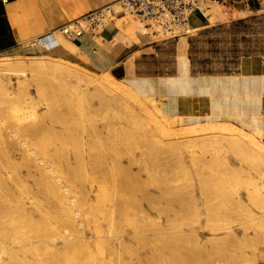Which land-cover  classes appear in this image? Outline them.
I'll list each match as a JSON object with an SVG mask.
<instances>
[{
  "label": "rangeland",
  "instance_id": "374dc122",
  "mask_svg": "<svg viewBox=\"0 0 264 264\" xmlns=\"http://www.w3.org/2000/svg\"><path fill=\"white\" fill-rule=\"evenodd\" d=\"M256 7L210 5L207 26L175 38L108 16L115 40L139 50L106 71L58 33L61 49L0 54L45 63L0 72V264H264V138L217 118L165 117L129 83L236 71L264 54ZM108 75L121 91L105 90Z\"/></svg>",
  "mask_w": 264,
  "mask_h": 264
},
{
  "label": "crops",
  "instance_id": "0c3cea01",
  "mask_svg": "<svg viewBox=\"0 0 264 264\" xmlns=\"http://www.w3.org/2000/svg\"><path fill=\"white\" fill-rule=\"evenodd\" d=\"M118 0H0V54L22 49L31 39L54 31L85 13ZM225 7L249 12L264 0H223ZM193 29L207 26L202 13L189 17ZM119 29L111 22L98 33H83L69 40L87 64L106 71L139 50L138 43L115 38ZM61 49L56 35L42 41ZM142 49V48H141ZM130 85L145 98L157 102L165 117L217 118L256 130L264 138V54L243 57L236 71L197 74L179 70L172 75L133 77Z\"/></svg>",
  "mask_w": 264,
  "mask_h": 264
},
{
  "label": "built area",
  "instance_id": "2783aa9c",
  "mask_svg": "<svg viewBox=\"0 0 264 264\" xmlns=\"http://www.w3.org/2000/svg\"><path fill=\"white\" fill-rule=\"evenodd\" d=\"M119 11L114 3L91 10L79 18L66 22L54 31L31 39L26 44L34 48H45L40 39L51 33H58L68 40H75L83 33H93L99 26H104L108 16L124 12L143 22L154 33L167 38L189 35L193 28L189 26V17L196 12L203 13L210 5H223V0H118Z\"/></svg>",
  "mask_w": 264,
  "mask_h": 264
},
{
  "label": "bare ground",
  "instance_id": "6f19581e",
  "mask_svg": "<svg viewBox=\"0 0 264 264\" xmlns=\"http://www.w3.org/2000/svg\"><path fill=\"white\" fill-rule=\"evenodd\" d=\"M113 6H115L116 8H117V6H118V3L117 2H115L114 4H113ZM225 13V12H224ZM210 16H209V18H211V16H213V13L212 14H209ZM116 18V17H115ZM124 19V18H123ZM126 19V18H125ZM117 20V19H116ZM119 21V20H118ZM122 22V21H121ZM132 22V21H131ZM135 22V21H134ZM120 24H123V23H120ZM119 24V25H120ZM138 25V24H137ZM123 26H127V31H128V33L129 32H133V28H134V26H136V25H134V23L132 24V23H130V24H127V25H123ZM125 27L123 28V29H125ZM138 28L139 29H141L142 30V33H144L145 31H144V29L145 28H143L142 26H138ZM122 29V30H123ZM119 30H120V28H119ZM140 30V31H141ZM135 31H136V29H135ZM139 32V31H138ZM137 32V33H138ZM137 33L135 34V35H137ZM56 33H51V34H49V35H46V36H44V37H42L41 39H40V43L45 47V49H52V48H54L55 46H57V44L56 45H53V46H50V47H47V46H45L43 43H42V41L43 40H45V39H47V38H52L53 37V35H55ZM141 34V33H140ZM121 35H126L125 33H122ZM133 35V34H132ZM120 38H122L121 36H120ZM61 39H62V37H61ZM123 39V38H122ZM126 41V40H125ZM58 42H59V44L62 46V44H61V42H63L62 40H61V42L59 41V37H58ZM126 43H129V41H126ZM63 44H65V42L63 43ZM14 63H16V62H14ZM18 66H19V68H18ZM32 67V66H35V67H37L38 69H42V68H44L45 67V63L43 62V61H31V62H28V63H26V64H22V65H20L19 63H16V64H13V63H11V62H6V61H0V72H3V71H8V72H14L16 69H20V67L21 68H24V69H28L29 67ZM17 67V68H16ZM16 68V69H15ZM104 82H103V84H105V90L106 91H121V88L119 87V86H117V85H114L115 84V80L111 77V76H109L108 75V77L107 78H105L104 80H103ZM228 124V123H227ZM216 125V124H215ZM221 125V124H220ZM220 125H219V127H220ZM195 126V125H194ZM222 126L223 127H225L226 129H228L230 132H232L233 133V131L235 130V132L237 131V128L235 129V127L233 126V125H231V124H228V125H226L225 124V126L222 124ZM193 127V126H192ZM198 127V126H197ZM218 127V126H217ZM201 128V127H200ZM215 129H217L216 127H215ZM200 130V129H199ZM233 130V131H232ZM239 130V129H238ZM229 132V133H230ZM241 132V131H240ZM254 134V133H253ZM250 138V137H249ZM260 149H262V151H264V147H259ZM259 149V150H260ZM261 189V188H260ZM59 196V195H58ZM58 198V197H57ZM261 210V209H260ZM95 231V230H94ZM122 241V240H121ZM110 249V248H109ZM129 254V253H128ZM111 262V261H110Z\"/></svg>",
  "mask_w": 264,
  "mask_h": 264
}]
</instances>
